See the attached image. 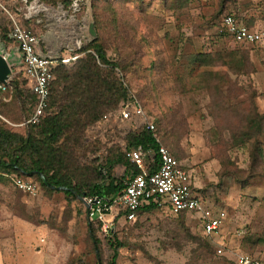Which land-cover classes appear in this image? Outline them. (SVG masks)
<instances>
[{"label":"rangeland","instance_id":"1","mask_svg":"<svg viewBox=\"0 0 264 264\" xmlns=\"http://www.w3.org/2000/svg\"><path fill=\"white\" fill-rule=\"evenodd\" d=\"M247 1L254 9L252 21L260 20L262 27L259 0H1L6 12L0 10V41L8 44L2 37L14 19L36 33L43 55L50 52L71 59V64L83 57L84 48L102 39L107 59L122 64L116 73L124 76L128 100L141 102L145 118L156 126L159 143L182 162L192 185L193 177L205 171L202 184L195 186L218 198L225 177L211 166L212 158L228 156L240 169L249 161L248 143L231 139L227 127L244 125L243 116L252 104L264 115V42L236 45L217 30L224 15L236 14ZM90 24L95 37L89 35ZM216 53L222 63L191 62L192 56ZM13 77L27 97L19 101L15 91L2 95L0 117L7 129L25 136L29 128L14 125L30 114L32 96L16 69ZM118 110L81 136V148L76 150L79 166L73 173L77 180L84 176L81 165L93 171L109 150L123 152L126 135L142 127L143 120H117ZM256 139L264 154V133ZM91 171L84 172L87 180L94 178ZM19 174L38 191L34 196L17 191L12 173L0 171V207L14 218L0 219L4 264H98L80 203L69 202L62 191L43 190L30 174ZM114 175L121 180L124 169L117 167ZM258 229L249 236L240 221L231 219L221 235L208 238L196 215L173 217L152 211L131 223L116 222L108 238L99 229L96 236L104 264L112 257L108 241L113 236L127 239L117 264H234L238 254L254 255L249 251H260L261 256H254L264 264V226Z\"/></svg>","mask_w":264,"mask_h":264},{"label":"trees","instance_id":"2","mask_svg":"<svg viewBox=\"0 0 264 264\" xmlns=\"http://www.w3.org/2000/svg\"><path fill=\"white\" fill-rule=\"evenodd\" d=\"M220 29L221 19L217 26V30ZM218 35L223 39L226 38L224 33ZM2 39L11 44L8 35H3ZM228 39L236 45H241ZM104 46L102 39L99 38L81 51L83 57L77 58L71 64L70 62L62 63L61 59L57 61L53 70L54 80L50 88L48 107L37 125L25 127L29 128L25 136H20L7 129L6 122L0 117L1 172L12 173L13 177L20 175L19 172L30 174L29 177L34 178L40 187L47 191H50L49 183L64 187L65 190L62 193L68 201L74 200L80 203L79 198L81 197L111 196L118 190L120 179L114 175L116 168L122 167L124 173L133 169L125 156V150H139L144 163L151 166L150 153L158 149V143L154 138V134L159 138L158 131L156 126L154 132L142 126L126 135V149L123 152L118 149L109 150L103 163L98 164L93 171L81 165L79 169L82 170L84 176L80 180L73 176L76 166H79L76 150L81 148L80 140L83 133L89 126L120 108L129 97L124 76L119 77L116 73L117 67H122V64L109 61ZM205 59H211L212 65L222 63L221 56L217 53L192 56L191 62L200 65ZM18 74L22 76L21 73ZM16 79L17 77L12 78V86L17 93L16 98L23 101L27 96L19 89ZM30 94L33 107L35 96L31 92ZM1 96L0 103L2 102ZM138 103L141 104L140 101ZM2 111L3 107L0 104V116H3ZM243 120L244 125H235L236 128L228 126L227 132L231 134V139H240L248 143L247 167L240 169L234 161H230L228 156L212 158L220 165L219 177L231 176L242 189L246 188L255 178L264 179L263 147L256 139L264 133V115L259 114L252 104L250 110L244 114ZM86 171H91L94 176L92 180H87L84 174ZM151 171L154 172L153 167ZM36 173L41 174L44 179ZM75 180L77 183L74 185ZM80 205L83 209L81 203ZM152 211L154 210L150 207L142 208L137 212L136 219ZM182 215L186 214L181 213L178 216ZM98 229L97 224L90 225L88 235L95 255L100 264H104L100 240L96 236ZM202 234L204 235L203 231ZM126 240H120L116 236L109 239L108 245L112 257L107 264H117L119 252L125 247Z\"/></svg>","mask_w":264,"mask_h":264},{"label":"built area","instance_id":"3","mask_svg":"<svg viewBox=\"0 0 264 264\" xmlns=\"http://www.w3.org/2000/svg\"><path fill=\"white\" fill-rule=\"evenodd\" d=\"M264 2V0H263ZM0 10L5 9L1 4ZM8 38L9 48L19 49L21 67L16 69L27 80L30 92L35 96V103L30 114L22 123L14 125L25 128L37 125L48 107L50 88L54 80L53 70L57 61L43 58L38 54V37L29 28L11 20ZM219 33L238 44L256 45L264 41V23L258 29H250L241 24L232 15H226L221 20ZM71 59H61L69 63ZM13 75L6 84L0 83V95L14 93ZM116 119L120 122L143 120L142 126L154 132L155 127L144 116L141 105L135 98L129 99L117 111ZM110 116H104L106 122ZM103 121V122H104ZM9 124V123H8ZM158 149L150 153V164L147 166L139 150H125V156L133 169L124 173L118 190L111 196L94 195L81 197L80 203L84 209V217L89 225L97 224L104 238L110 237L116 222H134L137 212L150 207L154 211L177 217L181 213H190L199 217L204 235L208 238L218 237L222 223L226 218L224 211L215 209L191 184V176L166 147L159 143L154 134ZM154 168V172L151 171ZM13 187L24 194L36 195L38 186L22 177H10ZM221 250H217L221 254ZM234 264H262L258 259L248 254L235 256Z\"/></svg>","mask_w":264,"mask_h":264},{"label":"crops","instance_id":"4","mask_svg":"<svg viewBox=\"0 0 264 264\" xmlns=\"http://www.w3.org/2000/svg\"><path fill=\"white\" fill-rule=\"evenodd\" d=\"M261 2V10L262 17L264 19V2L263 0H259ZM247 5L243 3L242 9L236 11L237 13H230L235 16V18L243 25L250 29H258L260 28V20L255 21L252 20L253 15V6L251 1H247ZM254 18V17H253ZM264 41L259 44L261 45ZM10 45V44H7ZM245 46H254L249 44H242ZM216 162V163H215ZM182 163V162H181ZM211 166L215 168L216 173L219 170V165L217 161L211 160ZM191 172V171H190ZM193 172H191L192 174ZM193 175V174H192ZM205 175V171L194 176L193 187L201 193V187L197 188L195 184L201 185L200 177ZM196 178V180H195ZM198 179V181H197ZM210 191V189H209ZM218 198L216 197L215 192H205L203 191L201 194L207 200L210 205H212L215 209L224 211L226 214V218L222 223L220 229V235L226 230L231 219H236L240 221L241 224L244 225L246 234L249 233V236L252 234H256L259 232V225L264 226V181L260 178L253 179L249 185L242 189L240 186L235 184L233 180L228 177H225V182L223 183L222 189L219 191ZM216 197V198H215ZM10 214L4 210L3 207H0V219H14L13 217H9ZM4 250H0V264H4ZM255 256H261V252L256 251L252 252ZM250 255V254H249ZM252 255V256H254ZM254 256V257H255ZM258 258V257H255ZM259 260V259H258Z\"/></svg>","mask_w":264,"mask_h":264},{"label":"water","instance_id":"5","mask_svg":"<svg viewBox=\"0 0 264 264\" xmlns=\"http://www.w3.org/2000/svg\"><path fill=\"white\" fill-rule=\"evenodd\" d=\"M89 35L91 37H95V31L93 30V25H89ZM38 54L43 57L53 61L60 60L59 56H56L50 52L46 55L42 54V51L39 47V39H38ZM21 56L19 53V49L16 47L9 48L6 44L0 41V83L6 84L9 78L14 74L15 69L21 67ZM40 176L41 179H44L43 176L39 173H36ZM48 187L53 190L64 191V187H56L53 183H49ZM80 201V198H79ZM98 264L100 261L98 259Z\"/></svg>","mask_w":264,"mask_h":264}]
</instances>
